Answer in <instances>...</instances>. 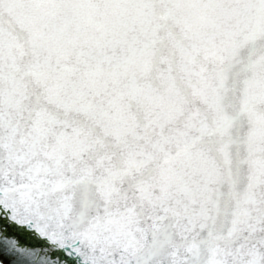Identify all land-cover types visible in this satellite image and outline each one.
Wrapping results in <instances>:
<instances>
[{"label":"snow or ice","instance_id":"obj_1","mask_svg":"<svg viewBox=\"0 0 264 264\" xmlns=\"http://www.w3.org/2000/svg\"><path fill=\"white\" fill-rule=\"evenodd\" d=\"M0 264H264V0H0Z\"/></svg>","mask_w":264,"mask_h":264}]
</instances>
